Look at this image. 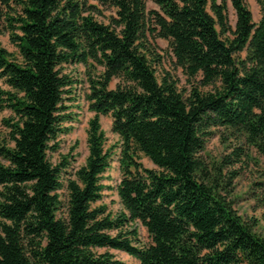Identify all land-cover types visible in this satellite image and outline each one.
<instances>
[{
  "label": "trees",
  "instance_id": "16d2710c",
  "mask_svg": "<svg viewBox=\"0 0 264 264\" xmlns=\"http://www.w3.org/2000/svg\"><path fill=\"white\" fill-rule=\"evenodd\" d=\"M94 1L112 9L107 23L89 0H0V25L19 56L0 47V111L11 112L1 121L0 264H129L108 249L137 264H264V234L230 197L231 160L207 164L202 155L217 129L264 155V0L256 22L245 0ZM156 38L199 86L181 91L169 73L157 76ZM70 64L86 70L94 114L85 162L64 185L68 157L53 163L48 154L75 119ZM101 115L118 136L116 214L96 204L112 155Z\"/></svg>",
  "mask_w": 264,
  "mask_h": 264
},
{
  "label": "rangeland",
  "instance_id": "374dc122",
  "mask_svg": "<svg viewBox=\"0 0 264 264\" xmlns=\"http://www.w3.org/2000/svg\"><path fill=\"white\" fill-rule=\"evenodd\" d=\"M248 8L251 10L253 20L256 22L260 17L259 6L256 0H245ZM89 3L97 5L100 12H95L94 16L107 23L109 17L113 14L111 8H107L96 4L94 0ZM149 8H156V5L148 1ZM0 9L2 5L0 3ZM228 17L231 25L235 23V13L228 2ZM0 47L6 48L16 58L19 59L16 46L10 41V34L7 29L0 25ZM153 51L160 56L155 61L154 67L157 76L169 73L176 81L179 90L188 91L194 85L199 86V79H190L182 71L181 67L175 64V58L172 55L168 41L162 38H156L154 41ZM64 72L73 79V91L69 94L71 105L69 111L75 115L72 122H66L65 125L71 127L70 131L61 134L58 137L57 150L49 153L48 157L53 163H58L63 156L68 157V165L64 168L61 175V181L65 185L68 178L74 176V171L79 168L86 159L88 150L86 143V130L88 120L93 116V112L89 110L88 103L84 95L88 89L86 81V70L81 64L65 65ZM118 82L113 80L110 87H114ZM2 87H5L0 82ZM207 88H204L206 90ZM11 112L7 109L0 111V136H7V129L2 125V119L9 117ZM101 128L105 133V147L112 149L109 168L102 175V183L105 186L103 197L97 201V205H104L106 212L116 214L122 210V205L118 197L116 186L121 177L119 166V149L118 136L111 130V118L108 115L100 116ZM203 159L207 164L211 162H219L224 157L229 158L230 163H226L224 174L229 175L230 171H234L231 184L233 192L231 198L234 201V207L244 220H256L255 230L264 234V155L258 148L249 144L243 137L236 134L228 133L223 129L214 130V133L206 140L204 150L202 152ZM140 161L145 167L155 168V165L146 157L140 156ZM61 198H64L65 190L59 191ZM139 239L141 243H149L150 238L145 227L140 222H136ZM103 250V249H102ZM116 258L129 263L137 264V260L126 252L115 249H108Z\"/></svg>",
  "mask_w": 264,
  "mask_h": 264
}]
</instances>
